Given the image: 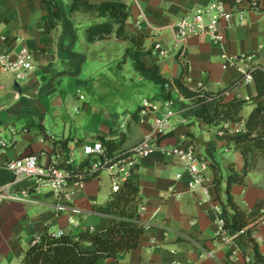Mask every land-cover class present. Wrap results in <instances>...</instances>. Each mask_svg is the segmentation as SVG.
<instances>
[{"label":"crops","instance_id":"obj_1","mask_svg":"<svg viewBox=\"0 0 264 264\" xmlns=\"http://www.w3.org/2000/svg\"><path fill=\"white\" fill-rule=\"evenodd\" d=\"M56 1L61 19L51 34H45L43 28L48 16L41 0H0V50L7 37H15L14 43L5 51L15 52L20 46H26L37 61L35 70L24 79L16 80L12 74L0 69V140L6 143L0 149V184L13 179L11 172L4 168L5 163L38 154L41 164L47 165L61 152L56 141L69 139L67 149L74 147L73 140L80 139L71 135L66 112H62L64 96L75 88L76 98L84 101L81 88L90 91L107 89L108 81L102 76L107 77L108 73L113 76L112 64L128 46L127 41L115 36L89 43L86 28L103 19L83 11L71 12L69 0ZM89 1H117L128 5L131 13L127 29L133 33H145L147 49L160 39L168 48L172 44L175 50L170 57L161 58L153 53L143 56V61L148 66L158 64L161 73L171 79L179 76L186 66L192 88L202 85L209 91H218L229 87L243 75L229 59L241 60L245 54L255 56L251 65L264 66V8L262 12H248L242 26L225 27L220 43L204 35L188 38L183 63L177 58L178 47L170 26L215 0ZM139 8L145 12L149 23L142 29L135 26ZM112 42L123 46L116 57L107 47ZM133 71V84L136 80L144 81ZM154 85L155 94L142 99L137 118L130 113L118 123L117 111H106L97 137H124L123 148L130 149L152 131L158 117L173 110V130L161 138V144L165 147L194 146L204 157L207 163L204 173L212 201L205 200L201 191L191 190V177L177 155L158 150L140 157L129 170L128 178H135L141 184L144 204L140 216L146 225L142 247L107 259L105 264H245L233 240L220 235L221 223L215 210L219 200L213 184L212 166L219 172L224 199L229 166L233 165L237 172H241L244 166L243 155L231 138L245 133V120L254 105L247 104L241 112L243 121L227 124V131L223 132L217 126L198 121L189 101L179 91H175L170 100H163L159 87ZM255 94V83L251 79L227 92L226 98L250 100ZM144 101L149 105L146 108ZM82 106L90 108L85 102ZM50 116L55 117L52 123ZM15 122H21L22 126L17 128ZM53 125L62 131L61 136L51 129ZM188 133L193 135L188 136ZM81 156L83 158L82 151ZM245 182L232 185L231 193L252 218L262 219L256 237L264 254V169L250 172ZM111 187V177L101 174L86 182L79 191L69 186L66 190L68 196L62 201L63 210L57 213L54 208L56 196L50 188L37 189L34 180L19 182L15 188L22 194L21 199L0 202V264H21L27 250L46 229L50 232L62 230L64 235L77 238L81 232L106 227L112 217L95 209L108 202L113 194ZM70 219L77 225L71 224Z\"/></svg>","mask_w":264,"mask_h":264},{"label":"trees","instance_id":"obj_2","mask_svg":"<svg viewBox=\"0 0 264 264\" xmlns=\"http://www.w3.org/2000/svg\"><path fill=\"white\" fill-rule=\"evenodd\" d=\"M41 4L48 16L43 32L51 34L61 19L59 5L56 0H41ZM69 10L71 12L83 11L102 18V22L94 23L86 28L87 41L94 43L110 39L112 36L127 41L128 46L120 64L130 60L133 69L139 76L159 87L160 97L163 100H170L173 93L179 91L189 101L195 118L201 123L217 126L220 131L226 132L227 124L243 121L241 112L247 104L254 105L245 120V133L231 138L235 148L243 155L242 171L237 172L233 165L229 166L224 199L221 196L219 172L215 166H212L214 170L213 184L221 206L219 217L223 221V230L233 238V242L245 259V264H264V254L261 252L256 237L258 225L262 219L252 218L249 211L242 207L231 193L232 185L245 184L246 176L250 172L264 169V66L253 65L249 71L256 88V94L250 100L227 99V92L245 81L244 75L227 88L209 91L204 86L192 88L189 85L186 66L179 76L172 79L161 73L158 64L148 66L142 58L153 54V49L145 47V38L147 37L145 33H133L127 29L131 12L125 3L117 1L92 3L89 0H69ZM15 40V37H7L0 52L8 49ZM166 84H169L170 89H166ZM138 112L139 109L132 113L134 118H137ZM192 135V133H188V136ZM97 140L105 146V155L102 159L129 154V149L123 148L124 137L106 139L103 136H98ZM69 141L68 139L55 142L60 146V153L68 150ZM90 165V160L84 159L77 166H73L74 177L85 175L83 179L86 182L98 177L99 172L90 174ZM143 204L140 181L135 178H127L121 183L120 190L113 193L105 205L97 206L95 209L97 212L112 217L106 227L81 232L77 238L70 235L53 237L51 232L46 229L27 250L21 264H105L107 259L117 258L121 253L138 250L142 247L146 231V225L140 216Z\"/></svg>","mask_w":264,"mask_h":264},{"label":"built area","instance_id":"obj_3","mask_svg":"<svg viewBox=\"0 0 264 264\" xmlns=\"http://www.w3.org/2000/svg\"><path fill=\"white\" fill-rule=\"evenodd\" d=\"M244 2H246L245 7L243 6ZM263 8L264 0H215L208 7L197 9L193 14L177 20L170 26L173 40L178 47L176 51L177 58L183 63L185 62L184 59L187 55L185 41L191 36L204 35L212 41L220 43L225 27L242 26L248 12H262ZM148 24L145 12L139 8L135 26L142 29L144 25ZM152 49L153 53L161 58H166L169 55V51L163 46L160 39L153 43ZM224 57L226 58V56ZM254 57L253 55L245 54L241 60L229 59V61L242 71L246 77L245 80H251L253 77L249 71L253 65L250 64V61ZM36 62V56L26 46H20L15 52H0V69L12 74L16 80L24 79L31 71L35 70ZM165 87L170 89L169 84H166ZM80 98L82 99L83 97ZM143 106L145 108L148 107V102L144 101ZM173 116V110H169L158 117L152 126V131L130 148L128 155L102 159L105 155V146L101 141L80 142L79 140H73V148L55 155L47 165L41 164L40 155L38 154H30L11 160L4 164V168L11 172L13 179L9 183L0 184V202L21 199L22 194L17 191L16 185L24 180H34L37 189L50 188L55 193L56 202L54 208L58 213L63 210L62 201L68 196L67 188L72 186L79 191L86 183L83 179L85 175L75 178L72 170V167L77 166L82 160H90V174L96 172H99V175L102 172L108 173L112 179V193H115L120 190L121 183L128 178L129 170L136 164L137 160L158 150L177 155L183 161L191 177V190L194 192L201 191L205 200L212 201L209 184L206 183L204 173L207 169L204 157L196 151L194 146L165 147L161 144V138L173 130L171 124ZM5 146L6 143L0 140V149ZM76 147H79L83 154L80 162L75 160L74 148ZM178 177L180 178L181 176L179 175ZM215 210L219 217L220 204L215 205ZM219 220L221 223L220 235L224 239L233 240L223 230V221L220 217ZM69 222L77 225L73 219H70ZM51 235L59 237L64 235V232L62 230L51 232ZM38 239L39 236L35 242Z\"/></svg>","mask_w":264,"mask_h":264},{"label":"rangeland","instance_id":"obj_4","mask_svg":"<svg viewBox=\"0 0 264 264\" xmlns=\"http://www.w3.org/2000/svg\"><path fill=\"white\" fill-rule=\"evenodd\" d=\"M65 1V0H64ZM164 47L169 51L168 57H170L175 50L172 48V44L169 46L165 43ZM108 50L114 57L119 53L120 48L123 49L121 44L112 42L107 44ZM122 53L117 57V60L112 64L110 69L113 76L108 73V76H102V79H107V89L101 91L95 90L90 91L86 88H81L80 93L85 96V100H79L76 98V89L63 100L62 112H66L67 121L69 122V130L71 135L78 138L84 139L88 142L97 141L98 130L102 126L103 120L106 116V111L112 112L117 111L119 117L117 118L118 123L124 121V116L130 113H134L142 99L145 97H152L155 94V85L149 81L144 80L136 84L132 83L131 77L133 68L128 61L127 63H121ZM120 64V65H119ZM109 66V65H108ZM96 69V68H95ZM83 102L88 103L90 108L84 109ZM80 110H76V108ZM246 107V106H245ZM55 117H51V123ZM17 128L22 126L21 122H15ZM49 127V124L47 125ZM58 136L62 135V131L53 125L51 128ZM69 133V132H68ZM4 138V137H3ZM8 142V139H7ZM76 161L80 162L82 159L81 151L75 148ZM101 176H109L108 173L102 172Z\"/></svg>","mask_w":264,"mask_h":264}]
</instances>
